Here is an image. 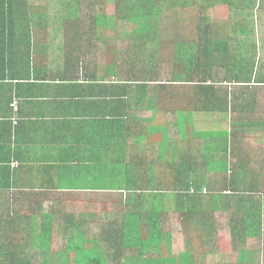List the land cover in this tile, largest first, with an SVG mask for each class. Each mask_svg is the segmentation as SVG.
Segmentation results:
<instances>
[{"label": "crops", "instance_id": "crops-1", "mask_svg": "<svg viewBox=\"0 0 264 264\" xmlns=\"http://www.w3.org/2000/svg\"><path fill=\"white\" fill-rule=\"evenodd\" d=\"M208 9L226 12L211 21L220 47L214 56L244 60L253 78L217 84L229 110L196 112L189 141L176 113L157 123L135 99L108 96L123 88L104 81L117 71L101 52L105 41L96 47L74 31L89 24L16 26L0 59V264H76L80 238L107 264H264V0H221ZM177 134L182 140H173ZM188 157L186 167L223 166L206 170L208 202L189 217L163 211L162 243L148 244L151 232L143 229L133 235L136 246L118 244L123 223L109 220L124 218L128 180ZM45 223L54 238L47 262Z\"/></svg>", "mask_w": 264, "mask_h": 264}, {"label": "trees", "instance_id": "trees-1", "mask_svg": "<svg viewBox=\"0 0 264 264\" xmlns=\"http://www.w3.org/2000/svg\"><path fill=\"white\" fill-rule=\"evenodd\" d=\"M54 1L57 3L58 0ZM219 1L221 0H119L118 16L95 13L86 28H74V31L82 34L84 39L94 41L98 47L97 42H106V34L110 28L119 24L121 26L132 24L134 41L138 46H142L144 51L139 55L137 53L133 55L132 52L123 59L121 57L123 54L121 55V50L117 46H109L106 50L107 59L114 63L112 67L117 71L103 76L104 81L111 86H122L123 91L108 90L107 94L112 97L122 93L128 98V102L135 99L137 107L152 110L157 123L162 121L167 112L176 113L182 125L184 139L189 141V123L195 120L196 112L219 108L220 112L225 113L229 110L222 104L228 98L221 96L223 92L216 86L217 84H223L234 78L236 83H241L243 79H248L246 82L251 81L253 78L251 73L246 77L249 70L242 69L245 67L244 60L237 58L228 60L214 56L213 51L217 53L220 47H218L219 43L215 42L214 31L206 18L198 16L196 19L197 42L194 43V51L186 52L188 46L179 38L183 28L178 23L184 19V15L180 14L181 10L199 7L202 4L204 8H207V5L212 7ZM36 2L37 0H0V59L3 52L7 53L11 40H15L18 31L16 26L19 23L29 25L31 22L52 21L42 11V6ZM61 3L62 8L57 14L58 17L60 16L57 21L69 22L74 19L78 24L80 10L75 9L74 5L78 6L80 0H66ZM160 24L163 33L168 29L174 36L168 33L166 37L162 34L155 38L154 30L160 28L158 26ZM184 31L188 33L186 27ZM216 31L219 34L221 30L218 28ZM149 43L152 47H148ZM4 46L5 51L2 49ZM167 49H174L173 54L168 53ZM112 56L115 58L110 59ZM116 56L120 58L117 59ZM110 62L108 61L109 65ZM217 67L227 70L226 75L216 76L214 69ZM162 151H166L163 145ZM189 162L190 157L187 163L181 166L171 164L168 169L157 166L154 173H141L136 176L135 181L128 180L126 184L130 199L125 206L124 218L109 220L111 226L123 223V236L119 237L121 241H118V244L126 248L136 246L137 244L132 242L133 235H143L145 233L143 229L149 230L150 221H153V226L148 239L162 243L161 237L159 238L161 235L157 234L162 232V222L159 218L162 217L163 211H177L180 215L189 217L195 214L199 202H208L207 198L210 197L208 195L211 194L208 189L212 180L206 170H211L213 167L217 172L222 170L223 166L208 164L197 169L195 165L186 167ZM233 175L231 169L230 177ZM233 181L234 179L231 182ZM152 182L156 183V189L150 186ZM168 197L173 198L172 202L164 205V200ZM143 222H146L147 226H143ZM70 226L75 228L77 224L72 222ZM43 230L40 239L43 256L47 262L53 257L54 238L51 236V228L49 229L46 223ZM73 238L69 237L70 243ZM110 238L105 240H111ZM83 239L80 238V252L77 254L76 264H107L100 252H86L83 249ZM126 253L130 254L128 251ZM12 260H17L16 254L12 255Z\"/></svg>", "mask_w": 264, "mask_h": 264}, {"label": "rangeland", "instance_id": "rangeland-1", "mask_svg": "<svg viewBox=\"0 0 264 264\" xmlns=\"http://www.w3.org/2000/svg\"><path fill=\"white\" fill-rule=\"evenodd\" d=\"M66 0H58L57 3L54 0H39V5L42 6V11L45 12L47 14V17L49 19H52L54 21L58 20L57 14L60 13V9L62 8V3L61 2H65ZM119 7H120V2L119 0H80V3L78 6L74 5V8H78V10H80L79 13V23H85V24H90L91 23V17L95 14V13H102V14H106V15H116L118 16L119 14ZM72 8V9H74ZM46 9V11H44ZM66 9H70V8H66ZM67 11V10H66ZM181 15H184V19L182 22L178 23V25L180 27L183 28L182 31V35L179 37L181 40H183L185 42L184 45L188 46L186 48V52H190V51H194L195 45L194 43L197 42L196 40V36H195V30H196V26H197V17L199 16L200 18H206V20H208V23L211 24V21H218L219 18L222 19V13L226 12H221L220 14L216 11H212L206 10V8L203 7V4L200 5L199 7H189L187 9H183L180 11ZM60 15V14H59ZM219 17V18H218ZM227 17V15L225 16ZM224 17V18H225ZM67 20V19H65ZM67 23H76L74 21V19H72L71 21H64ZM157 24V23H156ZM123 26H121L120 24L117 25L116 27H112L107 31L106 37L107 40L105 42L104 45H101V52L102 51H106L109 46H117L120 50H121V55L123 54V59L127 58L126 56H128L130 53L133 52V55H135L136 53L139 55L141 52L144 51V49L142 48V46H138L134 39L135 36L132 33V29H133V25L132 24H122ZM177 25V24H176ZM160 28H157L154 30L153 36L156 38L157 35H164L165 37L167 36V34L169 33L168 29H166L167 31H165V33H163V28L162 25H158ZM184 27H186V29L188 30V33L186 34L184 31ZM126 33V34H124ZM172 33H175V31H172ZM171 34V33H169ZM168 34V35H169ZM171 36L173 37L174 34H171ZM183 38V39H182ZM147 47V46H146ZM148 47H152L151 43H149ZM168 48V47H166ZM169 50L168 53L173 54V50L174 49H167ZM107 54V51L105 52ZM108 56V55H106ZM117 59H119V56H116ZM115 58L114 56H112L110 59ZM136 58V57H135ZM175 115V114H174ZM194 137V134L192 135V138ZM173 140L179 141L182 140L181 135H178L173 137ZM196 141H194L195 143ZM214 174H212L211 176H213ZM110 181V180H109ZM150 186H154V188L152 189H156L157 185L156 183L154 184V182H152V184ZM124 207V206H123ZM119 210L123 211L124 214V208H119ZM159 219H161L162 222V217H160ZM158 222V220H156ZM160 221V220H159ZM173 225H175V223H172ZM143 226H147L146 222H143ZM153 226V221H150L149 227L148 229L151 230V227ZM177 228H171L172 231L176 230ZM167 232H160L159 234H157L158 236L162 234H166ZM160 238V236H159ZM162 238V237H161ZM66 240V238L64 239ZM63 240V242H64ZM161 240V239H160ZM157 242L152 240V239H148V244L152 245V244H156ZM63 246L62 244H60L59 247ZM134 255V254H133Z\"/></svg>", "mask_w": 264, "mask_h": 264}]
</instances>
